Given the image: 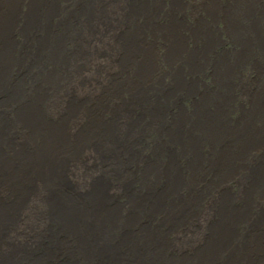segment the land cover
I'll return each instance as SVG.
<instances>
[{
  "label": "bare ground",
  "instance_id": "1",
  "mask_svg": "<svg viewBox=\"0 0 264 264\" xmlns=\"http://www.w3.org/2000/svg\"><path fill=\"white\" fill-rule=\"evenodd\" d=\"M0 264H264V0H0Z\"/></svg>",
  "mask_w": 264,
  "mask_h": 264
}]
</instances>
